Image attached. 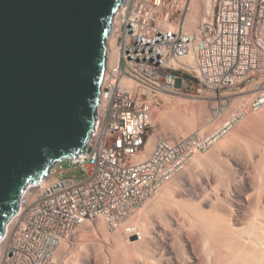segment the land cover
<instances>
[{
	"label": "built area",
	"instance_id": "obj_1",
	"mask_svg": "<svg viewBox=\"0 0 264 264\" xmlns=\"http://www.w3.org/2000/svg\"><path fill=\"white\" fill-rule=\"evenodd\" d=\"M215 4L194 34L182 24L174 28L185 22L189 0H126L120 7L110 34L117 60L107 65L85 154L72 160L86 178L59 179L52 168L39 184L29 185L0 264H50L85 221L102 219L118 228L209 149L211 138L198 131L160 138L150 156L137 159L155 128L158 93H181L191 83L199 91L220 90L264 75V0ZM188 56L193 64L177 65Z\"/></svg>",
	"mask_w": 264,
	"mask_h": 264
},
{
	"label": "water",
	"instance_id": "obj_2",
	"mask_svg": "<svg viewBox=\"0 0 264 264\" xmlns=\"http://www.w3.org/2000/svg\"><path fill=\"white\" fill-rule=\"evenodd\" d=\"M126 0H0V242L20 200L84 155Z\"/></svg>",
	"mask_w": 264,
	"mask_h": 264
},
{
	"label": "bare ground",
	"instance_id": "obj_3",
	"mask_svg": "<svg viewBox=\"0 0 264 264\" xmlns=\"http://www.w3.org/2000/svg\"><path fill=\"white\" fill-rule=\"evenodd\" d=\"M191 7L193 12L188 13L190 15L187 23H177L174 25L175 29L182 24L185 33L194 34L198 32L199 26L207 19L208 14L214 10L213 0H192L190 10ZM116 16L117 14L115 18ZM195 24L196 30L188 32L186 28ZM116 60L114 38L110 36L107 43L108 66ZM193 62L194 57L188 56L182 58L177 65L188 66ZM169 94L182 95L178 92L163 91L158 93L156 100ZM155 105L156 101L152 108L154 127L156 120L167 112H171L174 119L173 121L168 119L171 128L168 133H164L165 136L158 133L152 135L146 153L137 158L139 161L153 153L154 149L150 154L149 150L160 138L175 139L190 135L183 136L185 123L182 125L179 121L184 112L182 108L170 105L172 108L167 106L158 110ZM245 108L239 109L234 115L230 114L231 118H227L228 121L222 126L221 133L225 135L226 130L232 131L225 139L219 141L215 152L210 151L213 152L211 156L207 157L210 153L205 155L197 153L190 166L187 165L147 201L155 199L159 194L157 201H154V204L151 201L148 209L142 212L139 225L129 224L130 218L136 214L134 213L124 224L116 228L121 230L126 227L134 230L133 233L131 231L126 233L127 235L118 233L119 238L115 242L121 247L120 253L118 252L120 247L115 246L118 249L109 248L106 253L100 255L96 246H90L85 249L84 254H77L71 264H264V110L260 108L262 110L259 111L250 106ZM213 114L215 115L214 112ZM192 122V117H186V125H189L190 130L193 128ZM169 133L173 136L167 137ZM205 167H209V170ZM170 198L172 201L175 199L176 205H179L176 207L177 210L171 209L172 206H163L167 204L165 202L171 200ZM157 212L159 215H156ZM16 220L14 218L7 226L6 237L0 242V253L6 247L9 232ZM94 221H100L110 228L102 219ZM94 221H85L81 226L83 229L81 233L94 231L96 229ZM104 228L101 229L103 236L108 235L107 228ZM137 236L139 239H132ZM71 237L63 241L55 252L52 264L54 262L67 264L62 259L68 258L71 250H74L77 238ZM99 257L103 260L100 261Z\"/></svg>",
	"mask_w": 264,
	"mask_h": 264
},
{
	"label": "rangeland",
	"instance_id": "obj_4",
	"mask_svg": "<svg viewBox=\"0 0 264 264\" xmlns=\"http://www.w3.org/2000/svg\"><path fill=\"white\" fill-rule=\"evenodd\" d=\"M189 1L192 4V0H189ZM215 3H216L215 0H213L212 9L216 5ZM190 11L193 12L192 7H191ZM192 12H190V14ZM190 14H188V15H190ZM188 15L185 18L186 23H187V19L189 17ZM196 26L197 25L195 24V26L193 25L192 27H189L186 29L188 30V32L191 30H192L191 32H194L196 30ZM186 27H187V25H186ZM189 79H192V78L189 77ZM263 87H264V75H256V76H254V78L253 77L249 78L246 81L242 82L241 84L231 86V87H225V88H222L220 90L205 89V90L199 91L198 87L195 85H192V83H191L187 89L183 90L180 93L182 95L169 94V95H163V96L159 97V99L156 101V105L154 107L158 108V110H159V108L165 109L167 106L170 107V105L173 107L178 106L177 108H182V110H184V112L182 113L183 115H181L179 117V121H180V123H182V125H184V123H185V125L183 126V128H184L183 129V131H184L183 136H187L189 134H192L194 132L199 131L202 134H204L207 138L208 137L211 138V144H210L209 149L206 152H199L200 154H198V155H201V154L205 155V154L210 153V155L209 154L207 155V157H209V156H211V154H213V152L211 153L210 151L215 152V150L217 149L216 145L219 144V141L221 142L223 139H225V137H227L231 133L230 131H232L231 129H228V130H226L227 132L225 133V135H223L221 133V130H222L221 128L225 124V122L227 123L228 117L231 118L232 115H234V113H236V111L238 112L239 109L244 110V107H246L245 109H247L249 106H250V108H253V109L257 108L259 110L260 108H262L264 110V95H263L264 88ZM180 98H182V99H180ZM227 99H229V100H227ZM170 108H172V107H170ZM212 108H214L213 111H212ZM262 109H260V110H262ZM158 110H155V111H158ZM229 111H230V113H228ZM213 112L215 113V115L213 114ZM227 113L229 116L227 115ZM230 114H232V115H230ZM186 117H192L193 118L194 123L192 122V124H191L193 126V128L191 130L189 129V125L188 124L186 125ZM168 119L170 121H173V119H174V116L171 112H169V113L167 112V114L166 115L163 114V116L161 115L160 118L158 120H156V122H155V128L153 130L152 135H154L155 133H158L160 135L165 136L164 133L165 132L168 133L170 128H171V126L169 125ZM150 133H152V131H150ZM152 135H151V137H152ZM216 135H218V136H216ZM172 136H173V134H171V133L167 134V137H172ZM213 137H214V140L212 141ZM218 138H219V140H218ZM216 142H217V144H216ZM212 146L215 147L214 150L212 149L213 148ZM153 149H154V145L151 148V150H149V154H150V152H152ZM191 162H193V161H191ZM191 162L188 164V166L191 165ZM208 168H206V170H209ZM60 171H64V172L61 175H59ZM52 174L59 179L73 178V179H76L77 181H81V180H84L86 178L85 175L80 172L78 167H76L72 163V160H67V161L58 163L52 169ZM194 178H195V175H194ZM158 196H159V194L156 196V198ZM156 198L155 199L153 198L154 200L151 199L149 202H147L146 204L141 206V208L138 210V212H136V214L132 218H130L129 224H131V223L136 224L137 223V225H139L140 224L139 221L142 219V216H141L142 212L144 213L146 211L145 209H148L149 205H151L152 202L154 204L157 201ZM170 199L171 200H169V202L168 201L165 202L167 204H165L163 206H167V207L172 206L173 208H171V209L177 210L178 208H176V207H178L179 205L178 204L176 205V203H177L176 200L174 199V201H175L174 202V201H172V198H170ZM157 213L158 214H156V215H159V212H157ZM157 217H159V216H157ZM94 222L96 224L97 230L95 229L94 231L81 233V231L83 230L81 228V229H79V231L74 236L71 237V239H75V237H77L76 241H75V247L73 248L74 249L73 251L71 250L68 258L62 259L63 262L65 261L67 264H71L72 262H74L73 260L75 259L77 254H79V253L84 254L86 251L85 249L89 248L90 246H92V247L96 246L95 248L98 249V252H99V253L98 252L97 253L100 255H102L103 253H106L107 249H109V248L118 249V247H120V246H119V244H116V242H115V240L117 238H119L118 233L119 234L121 233L122 235H127L126 233L131 231V230L127 229L126 227H124L121 230L120 229L119 230H116V229L113 230L110 228L108 229L104 223H102L100 221H94ZM135 226H134V229H135ZM97 227L99 229L101 227L104 229L107 228L106 230L108 232V235L103 236V233H102L103 230L101 231L102 228L100 230H98ZM133 231L134 230H132L131 233H133ZM105 237L106 238L108 237L109 239L108 238L106 239ZM132 239L137 240V239H139V237L137 236V237H134ZM125 243L129 244L128 241H125ZM115 246H118V247H115ZM120 249H121V247L118 250H120ZM118 252L120 253L121 250ZM99 260L102 261L103 259L99 257ZM53 264H55V262Z\"/></svg>",
	"mask_w": 264,
	"mask_h": 264
}]
</instances>
